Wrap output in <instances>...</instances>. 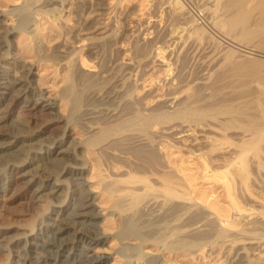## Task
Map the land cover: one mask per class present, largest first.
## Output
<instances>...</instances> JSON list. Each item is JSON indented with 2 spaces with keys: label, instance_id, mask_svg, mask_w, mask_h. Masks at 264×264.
Segmentation results:
<instances>
[{
  "label": "bare ground",
  "instance_id": "6f19581e",
  "mask_svg": "<svg viewBox=\"0 0 264 264\" xmlns=\"http://www.w3.org/2000/svg\"><path fill=\"white\" fill-rule=\"evenodd\" d=\"M72 1L33 0L9 32L32 43L36 61L17 77L18 68L0 65V204L23 184L46 212L16 241L2 225L0 252L18 248L19 264H264V59L232 50L225 36L239 26L243 37L253 34L248 0H229L237 9L225 23L214 0H202L222 42L181 0H165L166 23L150 24L156 36L137 42L127 62L107 59L104 49L116 45L109 22L93 43V66L85 46L65 38L50 53L42 48L38 17L64 29L61 12ZM10 49L1 42L0 60ZM156 60L166 68L160 97L143 94L156 89ZM40 63L61 78L41 80ZM42 116L39 132L23 133V118ZM200 170L224 200L215 187L199 188Z\"/></svg>",
  "mask_w": 264,
  "mask_h": 264
},
{
  "label": "rangeland",
  "instance_id": "374dc122",
  "mask_svg": "<svg viewBox=\"0 0 264 264\" xmlns=\"http://www.w3.org/2000/svg\"><path fill=\"white\" fill-rule=\"evenodd\" d=\"M32 1L33 0H0V44L1 42L3 43L7 40L11 46L9 56L6 57L5 59L2 58L0 60V65L6 68L8 71L18 68V71L20 72L21 70L28 69L36 61V54H35L36 52H35V49L32 43L28 40L26 43V38L23 37L24 35H21L22 33H19V32L16 34L9 33L11 32V29L14 27V25H16V22L18 19L17 17L18 16L21 17L20 13L23 10H19V9L26 10L31 5ZM181 1L185 5V7L190 11L192 16H193L192 10H198V9L202 10V12L204 13L206 17V22L204 24L203 23H199V24L200 26L202 25V27L208 30V32L211 34V36L214 39L222 42L223 41L222 38L226 39L227 36L231 35L230 37H228L229 39L230 38L231 39L230 40L228 39V40L230 41V45H232L231 46L232 50L233 49L238 50L236 49L237 47H240L242 49L244 48V50L247 52H242V53L249 54L250 52L251 56L254 57L255 59L260 58L259 59L260 61L264 59L256 55L258 51L260 50L263 51L264 49V39L262 37L263 36L262 34H264V31H263L264 29V0H252V1L248 0L247 2L246 10L248 12L247 11L246 12H247V17L249 16L248 17L249 20L247 21L246 19V22H249L251 24L250 25L248 23V26L252 29L253 34H254V35L253 34L250 35L249 37H243L241 35L240 26L236 27V28H239L237 30L236 28L233 29L234 31L230 30V32H228L229 34L226 33L225 34L226 37H224L218 30H216L215 27L212 26L213 21H212L211 14L202 5V0H181ZM166 2L165 0H146V1L145 0H73L72 3L70 2L69 3L70 5H66L65 7L66 9L63 8L61 12V16L63 20L65 21L64 22L62 20L64 27H66L64 29H60L59 27L54 25L53 22L50 21L49 19H45L44 17H41V18L38 17V23L41 25L42 30H43L42 32H44L43 37H45L44 47L42 48L45 50L46 53H50L51 47H53V45L58 40V38L60 39L65 38L66 42L68 43H74V44L77 43V45H79L80 47L85 46L83 48L84 53L85 55H88L90 60H93L92 63L90 64L91 66H93L95 64L94 61L97 60L96 55L93 53V50H92V47L94 46L93 43H97V40L99 38L104 37V35L99 34V33L105 32L106 27H107L106 25H108L110 22V23H113L115 27L114 31H116V34H114V36L116 38L114 37V41L116 40L115 41L116 45L112 49H104L106 50L107 59L117 60L118 58L120 59L118 61L127 62L129 61V59L133 58V54L134 56H136L135 51L137 47V42H139L140 40L149 39V38L156 36V32L151 28L150 24L151 25L157 24V26L159 27L160 24L166 23L165 22L167 19ZM249 2L252 4H250ZM212 3H215V6L217 7L216 9L218 13H220L218 17L220 18L222 17L220 19V23L222 22L225 23L227 21L225 19H227L231 15H234L237 9L235 4H233L229 0H220V1L214 0ZM26 6L27 8H24ZM10 12L12 13L10 14ZM28 12H29V9H28ZM23 13L25 14L27 12L24 11ZM221 14L222 15L224 14V15L222 16ZM96 26L101 30L96 32V30H98V29H95ZM103 27H105V29H103ZM64 31L65 32L67 31V32L65 33ZM62 33H64L65 35H63ZM24 39H25V42H24ZM158 62L159 61L156 60L154 63L155 65L153 64L152 65L153 67H151L150 69L151 72H153L154 74L153 75L154 79H156L155 80L156 89H154L155 87L150 88V86H147L146 89H144L143 94L149 93L150 91H154L153 93L155 94L154 96H158V97H160L161 94L162 95L164 94L163 92L165 90H163L164 89L163 85L160 82H158L157 79L159 80L164 79L163 77L166 76V73H165L166 68L159 66L158 64L160 62L159 63ZM44 64L45 63H40L37 67L38 71H36L38 75L40 76L41 80L43 81L46 80L47 82L50 79L61 78L60 76L63 74L61 69H57L55 67L53 68L51 64H47V65H50L47 67V65H44ZM48 69L50 71H48ZM46 70H47V75H46ZM92 70H94V68L90 69V71ZM48 72H50V74H48ZM20 74L22 73L20 72L19 74H16V77L19 76ZM43 74L46 75L44 76V78H43ZM48 77L49 78L51 77V78L49 79ZM49 86L50 85H47L48 88ZM153 103L152 105H155L156 101H154ZM22 120H24L23 123L25 125L23 133L26 131L25 132L26 134L28 133L33 134V133L39 132V130L42 129L46 118L44 116L39 117V119L26 117V118H23ZM59 135H60L59 132H54V134L53 133L51 134V137L56 138ZM77 139H78V135H75V134L71 135V138H70L71 141L73 140L75 141ZM103 168L104 166H102L101 168L104 171ZM202 172L203 171L200 170V173L198 175V177H200L199 178L200 180L198 181L199 188L207 189V188L212 187L214 189L215 187L216 194L218 195V193H220L219 194L221 196L220 199H223L224 197H222L223 195L222 189L221 190L218 189V185L215 183L204 181V179H202L201 177ZM249 187H251L250 189L254 191V193L260 194L259 192L260 190L255 185L251 184ZM16 195L17 197L16 199H14V201H11V202L3 201L0 204V227H2V225L4 227L7 226L10 229L8 238L15 240V241L22 237L23 232H24V227L32 220V218H34V216H36V214L46 212L44 203H40L39 205L35 207L31 204V202L29 201L27 197V189L25 185L21 184L19 185V187L16 188ZM238 195H239L238 197L241 198L244 204H246L247 202H248L247 204H250V205L253 204L252 202L253 199H250L246 195H244L243 197L241 193H239V191H238ZM223 200L221 201L222 204L224 203ZM59 218H60V213L49 215L50 222L56 221ZM18 258H19L18 248L17 249L15 248L12 252H9L8 254H4L0 252V264H19ZM183 258L184 259H182L181 257L177 258L176 263L180 264L181 262V264H192V263L195 264V262H193L192 260L187 259L185 257ZM212 261L210 262L206 261V263L207 264H215V263L219 264L220 263V259L217 261L216 260H212Z\"/></svg>",
  "mask_w": 264,
  "mask_h": 264
},
{
  "label": "built area",
  "instance_id": "2783aa9c",
  "mask_svg": "<svg viewBox=\"0 0 264 264\" xmlns=\"http://www.w3.org/2000/svg\"><path fill=\"white\" fill-rule=\"evenodd\" d=\"M193 11V16L196 19L197 22L199 23H205L206 22V17L204 15V13L202 12V10H192Z\"/></svg>",
  "mask_w": 264,
  "mask_h": 264
}]
</instances>
